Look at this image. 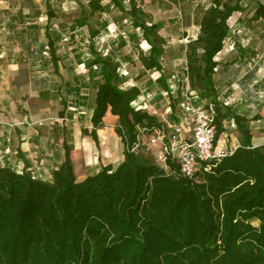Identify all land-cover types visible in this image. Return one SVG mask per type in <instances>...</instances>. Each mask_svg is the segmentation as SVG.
Here are the masks:
<instances>
[{"label": "trees", "instance_id": "obj_1", "mask_svg": "<svg viewBox=\"0 0 264 264\" xmlns=\"http://www.w3.org/2000/svg\"><path fill=\"white\" fill-rule=\"evenodd\" d=\"M79 1L83 8L87 2L80 25L113 6L126 12L150 45L147 56L141 53L142 64L162 68L165 41L160 26H149L134 0L128 10L124 0H109L107 5L105 0ZM238 11L239 2L209 0L199 8L200 32L186 50L196 102L215 108V144L231 116L218 100L215 58L230 37V20ZM251 19L264 20L263 4ZM48 44L53 49V42ZM95 66L103 81L96 91L92 129L82 131L98 141L107 113L117 117L115 131L125 146L124 160L116 168L107 165L79 179L65 143V160L50 180L36 177L29 163L21 173L0 166V264H264V145H253L250 127L264 117L233 115L240 145L220 160L201 164L195 177L187 179L176 164L169 161L168 169L158 164L150 151L128 150L139 127L164 123L134 106L140 90L121 88L124 78L117 62L96 53L86 63L90 72ZM159 82L170 91L166 80L161 77ZM171 105L176 111L177 100Z\"/></svg>", "mask_w": 264, "mask_h": 264}, {"label": "crops", "instance_id": "obj_2", "mask_svg": "<svg viewBox=\"0 0 264 264\" xmlns=\"http://www.w3.org/2000/svg\"><path fill=\"white\" fill-rule=\"evenodd\" d=\"M134 1L149 26H160L159 33L165 41L160 70L147 69L142 64L141 53L147 56L150 45L142 30L133 26L132 18L117 7L88 16L85 24L80 25L86 1L83 8L79 0H0V93L2 89L16 88L21 93L19 96L15 91L16 96L7 99L0 97L1 166L15 169L29 163L33 174L50 180L65 160V143L79 179L93 176L107 165L116 168L123 162L124 144L120 150L113 146L116 140L122 142L115 131L117 117L107 113L104 127L97 131L98 141L82 131L92 129L96 91L103 81L98 66L94 72L86 67L96 53L119 64L118 72L124 78L122 89L139 88L140 96L134 106L159 117L158 105L164 104L165 114L171 109L170 119L179 121L180 98L167 91L159 79L166 80L169 89L175 74L183 80L187 45L200 32L199 8L209 0ZM243 1L230 0L232 5L239 2V7ZM263 1L255 2L258 6L264 5ZM129 3L130 0H124L127 10ZM103 4H109V0ZM240 12L241 8L236 13ZM236 13L230 20V37L215 58L218 66L214 74L218 100L224 111L231 112L218 145L231 152L240 145L241 137L233 115L264 117V45L260 51L255 48L264 41V20L247 22L236 18ZM245 25H261L263 30L259 35L240 34L243 26L248 30ZM249 36L254 40L246 47L242 41L249 40ZM40 37L46 42L39 45L44 41ZM49 40L53 49L49 48ZM146 45L147 50H143ZM175 100L177 109L173 111L171 104ZM257 107L259 111L255 112ZM250 127L253 145H264V120L252 121Z\"/></svg>", "mask_w": 264, "mask_h": 264}, {"label": "built area", "instance_id": "obj_3", "mask_svg": "<svg viewBox=\"0 0 264 264\" xmlns=\"http://www.w3.org/2000/svg\"><path fill=\"white\" fill-rule=\"evenodd\" d=\"M183 80L179 75L172 77L170 91L180 98L178 107L180 114L178 122L170 119L171 109L162 115V127H139L136 140L128 150L139 154L143 150L150 151L168 169V162L176 164L179 174L187 179H193L199 172L201 164L220 160L233 152L220 148L215 144L216 130L214 120L216 116L213 105L205 107L197 103V96L192 90L188 77L187 64L184 69ZM180 94V96H179ZM227 106L226 102L223 103ZM22 166L19 173L24 170Z\"/></svg>", "mask_w": 264, "mask_h": 264}, {"label": "rangeland", "instance_id": "obj_4", "mask_svg": "<svg viewBox=\"0 0 264 264\" xmlns=\"http://www.w3.org/2000/svg\"><path fill=\"white\" fill-rule=\"evenodd\" d=\"M236 0H234L235 2ZM256 0H245L243 2H241L240 4V8H241V12L240 14L239 13H236V18H240L244 21H247V22H253V20L251 19L252 16H253V13H254V9L257 7V3L255 2ZM264 2V1H263ZM77 9H78V6H77ZM249 25V24H248ZM248 25H245V27L248 28V30L244 29L243 27L241 28L242 29V32L240 34H244V33H248V34H255V35H259L260 32H262L263 28L261 25H253V27H249ZM95 26V25H94ZM42 27V26H41ZM41 29V28H40ZM40 36L42 35V31L40 30ZM249 40H245V41H242L243 44H245L246 47L247 44H251L253 43V40L254 38L252 39L251 36H249ZM40 40H44V38L41 39L40 37ZM46 42L45 40L44 41H40L38 44H42ZM80 47V43H77ZM264 45V41H262L261 45L259 47H255L257 48V50H262V46ZM88 46V45H86ZM36 47V46H35ZM82 48H85V47H82ZM142 48V46H141ZM39 49V48H38ZM143 49V48H142ZM143 50H147V45L144 47ZM88 54H90V52L88 51ZM82 71V69H80ZM79 70V72H80ZM3 91L0 93V97L2 99H7L9 98L10 96H16V92H18L19 96L21 95L20 93V90H18L17 88L16 89H9V90H6V89H2ZM16 91V92H15ZM164 106V104L161 106V105H158V109L160 108L161 111H157L159 113V118L162 119V115L165 114V109H162V107ZM35 108H38L37 106H35ZM155 110V109H154ZM259 111V107H257L256 111L255 112H258ZM84 125L87 123V119H84L83 122H82ZM123 143L119 140H116L115 142H113V146H114V150H120L122 148V145ZM120 147V148H119ZM121 154V152H120ZM157 163L160 164V165H163V163L157 158ZM1 166V164H0ZM21 168H15V170H20ZM32 173H33V170H31ZM36 177L38 178H41L40 176L37 175V173L35 172L34 173ZM42 179V178H41Z\"/></svg>", "mask_w": 264, "mask_h": 264}]
</instances>
